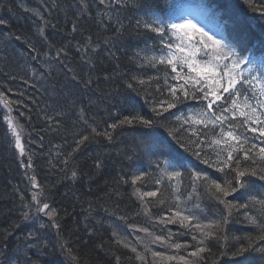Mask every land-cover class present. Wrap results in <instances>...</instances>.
Here are the masks:
<instances>
[{
    "label": "trees",
    "instance_id": "trees-1",
    "mask_svg": "<svg viewBox=\"0 0 264 264\" xmlns=\"http://www.w3.org/2000/svg\"><path fill=\"white\" fill-rule=\"evenodd\" d=\"M203 1L224 24L227 40L237 51L264 52V14L253 10L260 0ZM172 4L173 0H105L104 4L100 0H0V19L5 21L0 24V93L11 102L10 111L0 103V252L6 254L0 256V264L16 259L19 264H166L167 260L152 253L190 256L195 249L192 236L199 237L198 233L162 222L177 210L172 184L183 199L192 192V171L220 182L225 176L191 151L185 152L170 134L181 123L175 118L199 109V100L184 99L178 92L182 102L175 108L162 117L152 111L154 107L162 110L161 101L171 102L168 86L182 81L172 80L170 68L144 62L145 57L159 56L163 46L161 38L143 25L156 20L164 23ZM164 39L170 42L169 34ZM165 72L169 73L167 84ZM141 79L144 84L139 83ZM136 115L155 119L156 124L151 128L119 124L124 117ZM5 116L13 119L20 132L23 154L15 147ZM112 124L117 127L113 129ZM84 136L88 139L77 149ZM179 136L187 142L190 133L180 129ZM162 161L183 173L179 183L165 179L155 184L162 175L163 167H157ZM141 172L149 173L148 178L133 185L132 178ZM32 176L42 186L41 201L56 208L59 230L50 226L43 213H36L31 195L41 189L32 185ZM251 181V194L264 191V182L255 177ZM137 188L160 191L142 202L134 194ZM197 193L198 200L193 193V200L181 207L199 202L205 211L195 214L203 222L225 214L224 205L203 188L198 187ZM248 195L241 190L227 199L245 203ZM160 199L165 204H159ZM28 202L33 205L31 218L23 220L21 213L29 211L24 208ZM258 208L249 211L257 215ZM142 229L166 239L171 233V240L150 238V249L144 254L141 249L133 252L131 233ZM29 232L35 233V239H27ZM256 234L242 214H235L219 239L206 242L210 251L201 254L203 261L194 258V264H264V253L258 251L232 255L240 243H246L234 237ZM171 243L189 246L175 249ZM138 255L144 259H137Z\"/></svg>",
    "mask_w": 264,
    "mask_h": 264
},
{
    "label": "snow or ice",
    "instance_id": "snow-or-ice-1",
    "mask_svg": "<svg viewBox=\"0 0 264 264\" xmlns=\"http://www.w3.org/2000/svg\"><path fill=\"white\" fill-rule=\"evenodd\" d=\"M100 3L104 4L105 0H100ZM253 10L264 14V0H260L259 7L253 6ZM4 23L5 21L0 19V24ZM143 26L145 29L156 33L161 38L160 43L163 46L159 56L145 57L144 62L152 67L164 65L166 69H171L172 80L182 81V83L168 86L167 91L172 98L171 102L161 101L159 107L162 110L158 111L154 107L152 111L157 117H162L164 112L175 108L177 103L182 102L177 95L178 92L183 94L184 99L199 100L202 105L199 109L175 118L181 123L179 128L170 134L185 152L191 151L203 164L215 168L225 176L223 182H220L212 179L207 173L192 171V192L183 199L180 189L176 187V184H172V199L176 202L175 208L177 210L162 222L179 224L182 228L198 233L199 237L197 235L192 236V240L196 241V247L190 253V257L203 261L204 257L201 254L210 251L205 246L206 242L211 239H219L223 234L224 225L229 222V218L235 214H242L246 223L252 226L257 234L254 237L251 235L234 237L238 242L246 241V243H240L232 255L234 257L243 256L245 253L253 251L264 253V191L255 195L251 194L252 177L264 182V71L257 70L249 57L242 55L236 47L228 42L218 24L213 26L211 32L205 31L194 20L187 18H180L171 23L156 20L145 22ZM39 31L43 35L44 29L40 28ZM169 31L173 37L177 38V43L165 41L164 38ZM201 52L206 58L200 57ZM210 53L212 54L210 55ZM254 72L256 74H253ZM168 75L169 73L165 72V84L168 82ZM151 79L153 78L150 77L149 80ZM139 83L144 84L145 81L141 79ZM156 86L157 89L160 88L159 84ZM129 87L132 85L130 84ZM0 103L9 108V111L11 110V102L3 98V93H0ZM5 120L15 137V147L23 154L24 147L21 143L20 132L12 118L5 116ZM133 123H140L151 128L156 124V120L136 115L126 116L119 121L120 125ZM111 127L115 129L117 124H112ZM180 129L190 133L187 142L181 140ZM103 135L108 136L111 140V135L108 132L103 133ZM87 139V136L82 137L77 142L76 148L78 149L80 144ZM164 163L168 168H174L168 161ZM97 166H99V161H97ZM28 167H31V159H29ZM157 167L159 168L160 165L157 164ZM161 172V177L154 181L157 185L165 179L169 182L176 181L179 183V178L183 176V173L178 170L165 168L161 169ZM76 175L77 173L73 171L72 177ZM148 176L149 173L141 172L132 178V184L135 185L137 181L143 182ZM30 181L34 187L41 189L31 195V201L36 202V213H43L51 222L50 226L59 230L61 225L58 223L56 208L51 207L48 202L41 201L43 189L35 176L30 177ZM198 187L203 188L207 195L224 205L225 214L220 219L201 221L200 217L195 214L205 211L199 202L194 203L191 208L181 207L182 204L193 200V193L196 194L197 200L199 199ZM241 190H246L249 193L245 203L227 199ZM159 191L160 189L141 192L137 188L134 194H138L139 199L143 202L146 197H157ZM158 202L165 204L163 199ZM257 205H259L257 215H252L249 209ZM32 207L31 202L24 204V208L29 209V211L21 213L23 220L31 218L30 210ZM144 211L149 212L150 209L145 208ZM41 227H45V225H41ZM142 231L147 232L148 230L142 229ZM57 234L59 236V232ZM171 235L170 233L168 239L164 236H156L153 242L169 243ZM27 239H35V233L29 232ZM37 242L39 243V241ZM31 246V244L26 245V247ZM42 246L46 247V242ZM188 246L187 243L170 244V247L175 249L187 248ZM60 247L64 249L65 245L61 243ZM66 251L71 254V249H66ZM132 251L136 252V248H132ZM224 254L221 253V255ZM4 255L6 254L0 252V256ZM152 255L162 260H180L184 264H193V261L185 256L166 255L164 252H153ZM72 258L76 259L74 256ZM136 258L144 259L140 255ZM11 264H19V260H12Z\"/></svg>",
    "mask_w": 264,
    "mask_h": 264
},
{
    "label": "rangeland",
    "instance_id": "rangeland-1",
    "mask_svg": "<svg viewBox=\"0 0 264 264\" xmlns=\"http://www.w3.org/2000/svg\"><path fill=\"white\" fill-rule=\"evenodd\" d=\"M204 8L202 7L201 4L199 3H191V4H184L180 9H179V14L172 20V22H174L175 20H178L180 18H187V19H192L194 20L200 27L204 28L205 31H209L211 32L213 29V26L216 25L217 23H215L213 20L211 21L210 19L206 18L207 16L205 15ZM171 33V32H170ZM172 36V35H171ZM172 38L175 40V43L178 42L176 37ZM211 55V53H210ZM204 53L201 52L200 53V57H203ZM203 58H206L205 56ZM255 64V68L260 69L259 71H261V61L262 59L260 57L254 59L252 57H249ZM253 74H256V72H254ZM159 228H163L162 223L159 222ZM121 228H119L120 230ZM148 230V229H147ZM148 230L147 232H140L139 234L133 232L131 233L132 235H134V248H136L137 250L141 249V253L144 254L146 252L145 249H150V245L148 244L149 239H154L156 236H151V235H156V234H149ZM157 236H163V234H159ZM150 254V251L147 253ZM187 257V256H185ZM149 258V257H148ZM160 259V258H159ZM189 259H191L193 261L194 264V258L193 257H189ZM149 260V259H148ZM162 261V259H161ZM166 264H174L177 262V260L172 261V262H168L165 261ZM178 264H184L183 261H179Z\"/></svg>",
    "mask_w": 264,
    "mask_h": 264
}]
</instances>
